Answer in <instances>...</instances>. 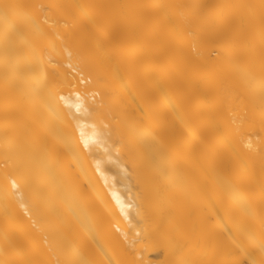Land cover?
Returning a JSON list of instances; mask_svg holds the SVG:
<instances>
[{
	"label": "bare ground",
	"instance_id": "obj_1",
	"mask_svg": "<svg viewBox=\"0 0 264 264\" xmlns=\"http://www.w3.org/2000/svg\"><path fill=\"white\" fill-rule=\"evenodd\" d=\"M0 264H264V0H0Z\"/></svg>",
	"mask_w": 264,
	"mask_h": 264
}]
</instances>
